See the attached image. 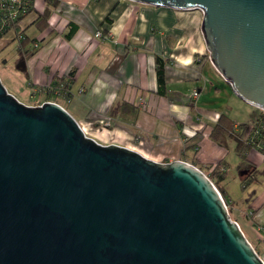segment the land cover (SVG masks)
I'll return each instance as SVG.
<instances>
[{
	"label": "water",
	"instance_id": "obj_1",
	"mask_svg": "<svg viewBox=\"0 0 264 264\" xmlns=\"http://www.w3.org/2000/svg\"><path fill=\"white\" fill-rule=\"evenodd\" d=\"M200 9L216 69L264 110V0H133ZM0 264H264L212 179L86 134L60 103L0 77Z\"/></svg>",
	"mask_w": 264,
	"mask_h": 264
},
{
	"label": "crops",
	"instance_id": "obj_2",
	"mask_svg": "<svg viewBox=\"0 0 264 264\" xmlns=\"http://www.w3.org/2000/svg\"><path fill=\"white\" fill-rule=\"evenodd\" d=\"M57 1L50 6L51 26L33 36L36 46L30 66L35 78L44 80L50 60L53 73L61 77L56 82L72 80L65 108L88 136L157 161L183 159L210 171L221 163L227 169V148L224 141L212 138L211 130L224 113L219 93L230 83L211 61L202 32V10L133 0ZM34 6L24 19H29L27 28L44 12L46 0H35ZM71 29L72 35L66 36ZM8 32L0 36L1 49L17 41L15 33ZM157 56L165 61L163 86ZM220 80L227 86L215 84ZM74 84L83 89L80 104L72 101ZM234 126L237 130L238 123ZM248 160L255 170L264 165L256 149L250 150ZM225 176L220 182L226 199L254 234L264 260V183L250 196V215L231 198Z\"/></svg>",
	"mask_w": 264,
	"mask_h": 264
},
{
	"label": "rangeland",
	"instance_id": "obj_3",
	"mask_svg": "<svg viewBox=\"0 0 264 264\" xmlns=\"http://www.w3.org/2000/svg\"><path fill=\"white\" fill-rule=\"evenodd\" d=\"M31 17H33V14ZM28 20L29 19L27 18L23 21V27L27 26ZM48 25H50L49 21L47 23V26ZM37 27V25L31 24L27 28L26 33L32 38L40 32V29ZM11 33H14V31L10 30L7 34L11 35ZM33 44L34 41H29L23 49H19L18 41H12L3 49H1V47L4 46V43L0 44V77L3 83L10 93H12L26 105L37 106L43 104L46 101H54L60 103L64 107H67L69 105L67 102L71 98L70 84L72 80L61 79V84L58 82L52 83L51 81L57 78V76L58 78L61 77L53 73L50 60L48 61L46 66L47 68L44 71V76H46L45 79H36L35 73L30 66V55L36 46ZM24 49L26 50L25 52ZM26 66L29 68L28 71ZM215 84H223L227 86L223 80H220V83L215 82ZM71 89L73 93V103H82L80 96L83 92V89L79 88V86L76 84H74ZM228 92L230 93L229 95H227ZM219 94L220 97L223 98L220 100L221 107H223L222 111H224V113L229 118L231 127H233L232 122L238 124L247 122L251 124L253 119L257 118L261 111V108L254 106L242 99L230 85H228L227 89L223 88ZM215 103H219V101H216ZM219 139L224 141L223 144L227 148V169L226 166L219 163L213 165L214 167L212 166V171H210L209 167L204 168L205 170L203 171L211 179L213 178L217 182L220 189H223L220 181L224 178L226 173L224 184L228 189L231 198L238 205L239 209H242L245 211V213H249L251 215L253 211H249L250 196L254 192V189H258L260 186L262 187L261 183H264V165L258 166L253 173L254 178L258 180L253 181L248 186H244L243 180L247 177L251 169L241 170L238 167L240 163V157L236 150V141L232 136H230L228 133H223ZM218 186L216 187L218 188ZM222 196L224 197V195ZM224 199L228 206L231 218L239 223L241 229L249 241L253 244V246L256 245L255 248L259 253L260 249L258 247V243L255 242L254 234L251 233L248 226L244 224L242 216L238 217V214L232 210L226 198Z\"/></svg>",
	"mask_w": 264,
	"mask_h": 264
},
{
	"label": "trees",
	"instance_id": "obj_4",
	"mask_svg": "<svg viewBox=\"0 0 264 264\" xmlns=\"http://www.w3.org/2000/svg\"><path fill=\"white\" fill-rule=\"evenodd\" d=\"M4 1V0H3ZM57 0H46L47 7L44 12L39 13L38 17L35 19L33 24L40 27V30H43L44 27H47V23L51 16V5H56ZM5 3V2H4ZM7 3V4H6ZM5 5L0 0V36L7 31L13 30L15 33V40L19 43V49H23L25 45L29 41H36L35 38H31L27 33V27L23 28L22 23L26 16L35 10V0H24V11H19L16 16L11 15L12 4L11 2H6ZM110 19V17H107ZM73 33V29H71L66 36H70ZM157 70L159 74V82L160 85H164V75H165V61L157 56ZM53 79L52 83H60L59 81H55ZM63 80V79H62ZM235 123L232 122V126H230L229 118L225 113H222L219 117L217 123L212 127L211 136L214 139H219L223 133H228L236 140V150L240 157V163L238 167L241 170L251 169L247 177L243 180L244 186L250 185L255 178L253 173L255 168L253 164L248 160V154L251 149H256L261 153H264V110L261 109L257 118L253 119V122L250 123H239L238 129H235ZM215 182L216 186H218L217 182L212 178ZM219 188V186H218ZM222 195L225 196L224 190L220 189ZM227 200V199H226Z\"/></svg>",
	"mask_w": 264,
	"mask_h": 264
},
{
	"label": "built area",
	"instance_id": "obj_5",
	"mask_svg": "<svg viewBox=\"0 0 264 264\" xmlns=\"http://www.w3.org/2000/svg\"><path fill=\"white\" fill-rule=\"evenodd\" d=\"M11 2V4H12V10H11V15L12 16H16L17 15V13L19 12V11H24L25 9L23 8L24 7V0H1V2L5 5V3L6 2ZM5 2V3H4ZM7 4V3H6ZM97 36H102V32H98L97 34H96ZM193 96L194 97H197L198 96V92H197V90H195L194 92H193ZM107 124H109V123H107ZM262 155H263V157H264V153H262Z\"/></svg>",
	"mask_w": 264,
	"mask_h": 264
}]
</instances>
